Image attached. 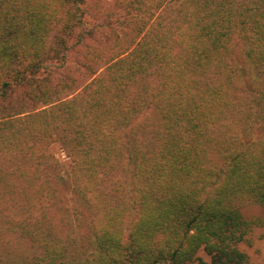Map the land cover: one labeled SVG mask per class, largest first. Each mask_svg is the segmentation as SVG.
<instances>
[{
  "label": "trees",
  "instance_id": "1",
  "mask_svg": "<svg viewBox=\"0 0 264 264\" xmlns=\"http://www.w3.org/2000/svg\"><path fill=\"white\" fill-rule=\"evenodd\" d=\"M263 228L264 0H0V264H264Z\"/></svg>",
  "mask_w": 264,
  "mask_h": 264
},
{
  "label": "rangeland",
  "instance_id": "2",
  "mask_svg": "<svg viewBox=\"0 0 264 264\" xmlns=\"http://www.w3.org/2000/svg\"><path fill=\"white\" fill-rule=\"evenodd\" d=\"M52 151L60 163L68 167V160L57 144L52 146ZM240 249L247 253L252 261L264 262V228L253 230L247 236V240L240 244Z\"/></svg>",
  "mask_w": 264,
  "mask_h": 264
}]
</instances>
